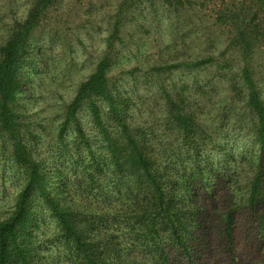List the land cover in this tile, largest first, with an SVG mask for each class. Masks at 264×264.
<instances>
[{
	"label": "trees",
	"instance_id": "trees-1",
	"mask_svg": "<svg viewBox=\"0 0 264 264\" xmlns=\"http://www.w3.org/2000/svg\"><path fill=\"white\" fill-rule=\"evenodd\" d=\"M6 1L0 141L10 160L0 157L18 191L0 220V264H264V0H229L215 17L223 41L146 67L120 59L138 47L123 32L148 29L141 7L153 29L184 40L195 31L179 26L182 13L197 17L203 3L123 0L45 150L25 120L26 68L69 44L39 31L61 0H24L22 18ZM207 72L228 88L213 109L186 79Z\"/></svg>",
	"mask_w": 264,
	"mask_h": 264
},
{
	"label": "rangeland",
	"instance_id": "rangeland-1",
	"mask_svg": "<svg viewBox=\"0 0 264 264\" xmlns=\"http://www.w3.org/2000/svg\"><path fill=\"white\" fill-rule=\"evenodd\" d=\"M12 1L17 17L22 18L28 7L27 3L24 0ZM122 1L61 0L60 4L51 10L49 23L44 24L39 29L40 34L44 35L48 32L58 31L65 36L66 41H69L63 52L60 49H56L54 53H49L48 50L41 51L43 55L37 72L26 68L32 82L30 87L27 86L30 90V94H28L30 98L25 99L23 103L26 104L27 108L32 109V114L30 112L25 114V120L32 123L31 129L42 137L43 150L48 145L54 144L57 126L63 120L64 107L73 98L77 85L92 71L100 50L103 48V38L109 32V26L112 24V15ZM161 1L154 0L157 6L160 5ZM198 1V6L201 3L203 4L200 6V13L197 17L191 11H187L185 15L182 13L183 20L178 21L181 28L186 25L185 29L195 31L196 34L192 33L190 34L191 38L184 40L179 30L176 33L169 34L164 28L159 31L153 29L152 11H150L148 3L144 4L141 7V12L148 19L147 23L144 24L148 29L143 32L131 26L132 29L127 33L123 32L122 37L125 39V44L128 46L131 42L137 43L138 47L129 46L130 48L127 49L126 47L123 50L120 55L122 64L125 67H133L137 66L135 63L140 62V66L146 67L153 62L164 59L169 60L175 54L178 57H187L193 54L194 50L197 49V45L201 44L200 41L203 44L206 38L218 37L220 41H223L225 32L215 25V17L216 12L224 8L229 0ZM4 2L7 1L0 0V23L7 14V9L3 6ZM185 20H188L187 24H184L183 21ZM58 48H61L60 45ZM258 70L257 78L262 85L264 81V61L262 58L258 61ZM209 72L196 78L188 77L186 79L188 84L194 81L202 83L204 92L209 94L212 101L211 107L206 108L213 109L215 108L213 102L222 100L223 93L225 90L228 91V88L224 84L218 83ZM22 108L23 106H19V109ZM145 120H147V117ZM4 143L0 141V155L3 159L10 160L5 153L10 151V144L8 141ZM2 146L5 152L2 151ZM1 157L0 220L7 216L18 191L17 185L14 184L17 179L14 177L13 172L4 165Z\"/></svg>",
	"mask_w": 264,
	"mask_h": 264
}]
</instances>
